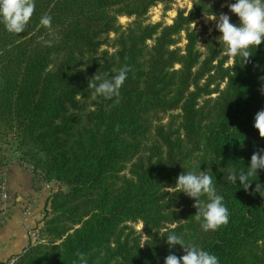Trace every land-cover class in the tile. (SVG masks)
<instances>
[{
    "label": "trees",
    "instance_id": "obj_1",
    "mask_svg": "<svg viewBox=\"0 0 264 264\" xmlns=\"http://www.w3.org/2000/svg\"><path fill=\"white\" fill-rule=\"evenodd\" d=\"M169 1L35 0L24 32L0 24V163L10 136L22 161L58 183L36 228L39 240L10 264H72L78 252L88 264H164L169 252L182 255L165 243L168 231L219 264H264V169L249 177L247 191L226 180L229 167L247 166L264 148L253 127L264 108V41L247 62L237 56L223 68V44L212 35L200 48L190 29L222 0H194L170 24L144 23L151 6ZM45 14L50 29L39 24ZM119 16L132 21L124 27ZM124 65L118 103L87 86ZM215 79L222 89L202 100ZM199 163L229 210L215 231L193 219V198L185 213H169L177 175ZM134 221L143 225V245L128 224Z\"/></svg>",
    "mask_w": 264,
    "mask_h": 264
},
{
    "label": "clouds",
    "instance_id": "obj_2",
    "mask_svg": "<svg viewBox=\"0 0 264 264\" xmlns=\"http://www.w3.org/2000/svg\"><path fill=\"white\" fill-rule=\"evenodd\" d=\"M35 7V0H0V24L7 32L20 34L24 32ZM227 7L238 18L237 22H231L227 13H220L218 17L213 13V16L208 18L216 20L219 44H223L229 55L240 56L242 63H245L256 47L264 41V0H233ZM39 24L50 29L52 17L47 14L41 15ZM43 43L51 46L52 41L44 40ZM128 71V66L124 65L111 77H108L107 73L95 74L88 80L87 86L93 89L96 95L105 99L115 98L114 103H118L120 88ZM261 91L264 93V87ZM253 127L258 130L260 137H264V108L254 113ZM199 165L200 163L193 169L180 172L175 184L172 185L175 191L171 193L182 192L193 198L192 207L195 208L193 219L200 223L202 230L215 231L221 225L228 223L229 210L223 202L224 197L216 191L210 171L206 170L207 167L203 171L200 170ZM258 169H264V148H258L251 154L247 166L229 167L226 180L247 191L253 181L249 177L256 176ZM257 187L258 184L255 186V191ZM161 235L165 237L168 248L179 245L182 251L179 257L169 252L164 257V264H219V259L214 253L195 243L185 242L175 231ZM72 264H88L85 254L78 252Z\"/></svg>",
    "mask_w": 264,
    "mask_h": 264
},
{
    "label": "crops",
    "instance_id": "obj_3",
    "mask_svg": "<svg viewBox=\"0 0 264 264\" xmlns=\"http://www.w3.org/2000/svg\"><path fill=\"white\" fill-rule=\"evenodd\" d=\"M14 149L3 148L0 163V182L7 191L0 206V264L12 263L30 245V233L43 220L49 197L58 187L22 161Z\"/></svg>",
    "mask_w": 264,
    "mask_h": 264
},
{
    "label": "rangeland",
    "instance_id": "obj_4",
    "mask_svg": "<svg viewBox=\"0 0 264 264\" xmlns=\"http://www.w3.org/2000/svg\"><path fill=\"white\" fill-rule=\"evenodd\" d=\"M194 0H170L169 2H157L153 6H151L144 18L145 24H151L156 22H161L163 24H170L177 14L178 11H184L185 13L190 9L192 3ZM215 1V0H214ZM233 2V0H222L221 5L216 13L217 17L220 13H227L229 15V9L227 5L229 3ZM213 15L208 16H200L198 18H195L193 22L190 24V29L195 30L199 32L200 38L198 42V46L201 48L203 45V41L206 40L208 36L215 35V37L218 39L219 32L217 31L215 25L216 20L209 19ZM209 17V18H208ZM132 21V18H128L126 16H119L118 17V23L122 26H127ZM184 32H181L180 35H178L177 46H183L185 43L184 40ZM113 34L111 35V39H113ZM151 42L149 41L148 44ZM102 49H108L112 50L108 45H105L102 47ZM221 61H223V68H228L233 60V56L229 55L226 50L221 54ZM223 73V71H222ZM222 73H220L217 76H220ZM224 85V81H215L213 82V85L211 86L212 93L209 96H205L202 98V100H210L215 97V95L222 89ZM7 140V143L2 145V148H12L16 150V143L10 138V136L4 137ZM17 151V150H16ZM19 151V150H18ZM130 166V164H127V167ZM56 182V181H55ZM57 183V182H56ZM58 184V183H57ZM175 190H170V200L168 203L169 206V213L173 214V216H176V218L180 215L179 212H186L187 205L189 204L190 198L186 196L184 193H171ZM176 214V215H175ZM128 224L137 232V234L140 236V243L143 244L145 242V236L143 233V225L141 221H134V222H128ZM38 236L36 239V242L38 241ZM35 244V243H34Z\"/></svg>",
    "mask_w": 264,
    "mask_h": 264
},
{
    "label": "built area",
    "instance_id": "obj_5",
    "mask_svg": "<svg viewBox=\"0 0 264 264\" xmlns=\"http://www.w3.org/2000/svg\"><path fill=\"white\" fill-rule=\"evenodd\" d=\"M7 199V191L3 183L0 182V206L6 201ZM37 232L32 231L30 233V244H34L37 239Z\"/></svg>",
    "mask_w": 264,
    "mask_h": 264
}]
</instances>
